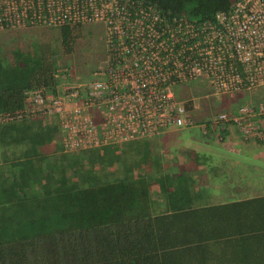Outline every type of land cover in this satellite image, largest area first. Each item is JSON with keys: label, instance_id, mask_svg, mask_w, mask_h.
<instances>
[{"label": "built area", "instance_id": "built-area-1", "mask_svg": "<svg viewBox=\"0 0 264 264\" xmlns=\"http://www.w3.org/2000/svg\"><path fill=\"white\" fill-rule=\"evenodd\" d=\"M94 21L103 25L104 57L92 78L73 83L60 63L53 83L23 88L21 105L0 110V124L55 121L67 152L187 126L220 138L232 124L242 138L264 142L263 104L202 117L191 97L178 95L193 81L214 99L264 85V0H232L211 17L150 0H0V31Z\"/></svg>", "mask_w": 264, "mask_h": 264}, {"label": "trees", "instance_id": "trees-1", "mask_svg": "<svg viewBox=\"0 0 264 264\" xmlns=\"http://www.w3.org/2000/svg\"><path fill=\"white\" fill-rule=\"evenodd\" d=\"M150 1L198 17H211L232 2ZM79 26L55 27V41L41 28L18 48L15 62H0V110L21 105L23 88L54 82L52 69L72 52ZM148 139L67 152L55 121L1 123L0 264H156L151 185L157 182L165 192L175 182L169 194L176 198L189 189L182 173L156 175ZM49 144L46 155L41 146Z\"/></svg>", "mask_w": 264, "mask_h": 264}, {"label": "crops", "instance_id": "crops-1", "mask_svg": "<svg viewBox=\"0 0 264 264\" xmlns=\"http://www.w3.org/2000/svg\"><path fill=\"white\" fill-rule=\"evenodd\" d=\"M197 96L192 102L203 116ZM189 137L217 145H190ZM148 140L156 175L182 173L189 189L176 198L169 194L175 182L165 192L151 185L156 264H264V142L242 138L232 124L220 138L187 126Z\"/></svg>", "mask_w": 264, "mask_h": 264}, {"label": "rangeland", "instance_id": "rangeland-1", "mask_svg": "<svg viewBox=\"0 0 264 264\" xmlns=\"http://www.w3.org/2000/svg\"><path fill=\"white\" fill-rule=\"evenodd\" d=\"M41 28H43L45 32L50 33V36H52L49 37L50 40H56L55 36L57 28L55 27L34 26L23 29H7L0 31V62H15L17 60L18 50L25 48L27 46L26 43L34 37V34L39 35ZM78 31L80 35L74 41L72 52L63 58H58L55 64V66H57L61 63L66 67L68 80L73 83L84 82L91 79V71L102 65L104 57L102 23L98 21L81 23L78 27ZM54 68L52 69V72ZM179 88L181 90L178 91V95L181 98L191 97L198 94L197 101L201 103V112L206 113L203 116L201 115L202 117H209L214 110L228 109L230 106L234 107L244 104L257 105L258 103H261L264 106V85L251 90L241 91L242 93H226L221 95L219 99H214L209 96V94H204L209 92V88L203 81L185 83L183 85H179ZM190 139L193 140L195 144H186L207 146L217 145L216 143H210L208 141H206L207 143L202 142L199 138ZM165 142L167 143V139ZM151 144V147L157 148L156 144ZM52 148L51 144L41 146V150L46 155L52 152ZM131 158L132 157L130 155L125 159L131 160Z\"/></svg>", "mask_w": 264, "mask_h": 264}]
</instances>
